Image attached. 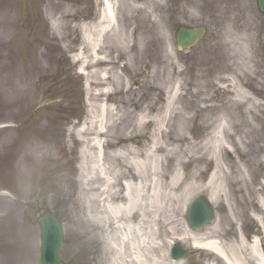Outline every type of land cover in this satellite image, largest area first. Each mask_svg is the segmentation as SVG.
<instances>
[{
	"label": "rangeland",
	"instance_id": "rangeland-1",
	"mask_svg": "<svg viewBox=\"0 0 264 264\" xmlns=\"http://www.w3.org/2000/svg\"><path fill=\"white\" fill-rule=\"evenodd\" d=\"M165 5L160 13L166 20L164 34L167 39L151 43L150 37L145 36L144 50L137 56L134 52L130 55L132 74H124L125 61L119 58L102 67L112 76L122 75L125 90L130 91L128 98L117 93L108 103L120 112H131L128 118L121 119V129L127 124L132 126L134 117L150 108L157 97V80L172 70V62L165 61V55L167 49L173 50V60L182 70L176 77L182 86L176 113L196 117L186 128L189 138L195 137L192 141L197 143L196 147L204 145L205 137L212 139L210 164L203 175L208 188L195 193L192 199L210 197L216 187L221 189L217 195L220 200L214 203L216 221L200 231L201 239L208 240L207 237L212 236L211 240L234 262L245 255L254 259L258 249L264 254L263 229L254 219L256 215L264 216L255 201L264 195V66L260 64L264 52V15L257 7V0H170ZM206 5L216 14L208 13ZM68 11H72L76 19H68ZM102 12L101 0H0V264H40L41 233L36 215L42 212H51L63 224L65 237L61 257L64 263L95 264L96 252L106 246V234L97 243L80 244L75 231V215L68 206L71 201L68 193L75 189L73 184L78 176V155L76 149L69 147V136L73 128L88 120L89 89L96 93L107 88L93 82L89 86L88 71L85 76L78 75L81 65L74 60L79 54L75 49L82 46L81 27L93 24ZM54 21L65 28L63 40V36L54 33ZM131 23L139 25L137 20ZM66 25L71 31H67ZM149 26L156 28V23L147 24L146 29ZM182 28H203L202 41L188 51L179 49L176 37ZM227 29L235 38L231 45L221 46ZM63 31L61 28L60 33ZM141 33H137L140 39ZM105 34L109 39L114 34L113 28ZM243 36L249 40L248 55L233 46V42ZM245 64L251 65L258 74L254 90L248 83L245 89L260 108L254 114L245 109L242 117L239 97L226 88L231 86L232 91L238 90ZM58 73V77H53ZM165 104L166 98L159 101L158 108ZM133 105L136 106L132 108ZM227 107L232 123L230 132L224 136ZM247 116L255 126L254 133L249 136L245 135L251 130L247 127ZM179 120L171 122L172 133L181 128ZM151 132L149 128L145 134L128 132L129 147L134 151H146ZM241 141L245 144L243 150ZM184 149L187 152L183 162L187 156H200L199 147L191 150L186 143ZM218 153L221 169L227 176L223 172L216 173ZM33 154L41 158L38 167L28 166L30 160H26V156ZM240 164L247 165L254 173L249 181L255 179L256 187L252 190V186L247 185L254 195L252 199L247 191L244 196L239 191L235 173ZM164 165L169 166V177L179 169L176 160L169 159ZM193 167L194 164H186L185 171L190 172ZM189 204L168 205L165 216L172 218L173 225H164L165 220L156 224L155 232L163 235L160 240L172 227L178 236L184 237L189 227L186 221ZM138 215L134 216L136 220ZM215 226L218 229H214ZM180 244L186 250L182 264H223L194 247L192 242Z\"/></svg>",
	"mask_w": 264,
	"mask_h": 264
},
{
	"label": "bare ground",
	"instance_id": "bare-ground-1",
	"mask_svg": "<svg viewBox=\"0 0 264 264\" xmlns=\"http://www.w3.org/2000/svg\"><path fill=\"white\" fill-rule=\"evenodd\" d=\"M101 1L103 12L93 24L81 27L82 46L75 49L79 53L75 61L81 65V72H89L87 73L89 86L93 82L98 86L107 87L96 93L89 89L91 109L88 121L83 127L75 128L69 136V147L76 149L78 155V176L73 184L75 189L68 193L71 200L68 206L75 215V231L79 235L80 244L97 243L99 238L106 234V246L96 252L95 264H182L183 260L175 261L168 257L171 246L177 241L192 242L196 248H201L208 256L214 257L217 262L221 261L223 264H264V254L259 249L254 259L245 255L238 262H234L221 246L211 240L212 236L207 237L208 240L201 239L202 232L191 231L189 227L184 237L178 236L174 227L162 240H160L163 236L161 232H155L156 224L158 225L162 220H165L164 225H173L172 218L165 216L168 205L172 207L173 204L183 203L186 206L195 193L208 188L203 175L210 164L212 139L208 140L205 137L204 145L197 146L199 157L187 156V160L183 162L187 152L184 149L185 144L188 143L191 150L197 148V143L192 141L195 137L192 136L190 139L186 133V128L196 121V117H184L176 113L179 111V92L182 87L179 78L176 77L182 70L175 64L174 53L170 49L166 50L165 61L172 62V70L163 73L157 80L159 83L155 89L158 95L153 99L152 105L141 115L134 117L132 126L127 124L125 129L120 128L121 119L128 118L131 112L128 110L125 113L120 112L117 107L114 108L108 103V99L117 93L128 98L130 91L125 90L122 75L112 76L109 70H102V67L107 65L108 61L115 62L119 58L125 61L124 74H132L134 68L130 55L134 52L137 56L144 50L145 36L150 37L151 43L167 39L164 34L166 20L160 11L170 0ZM196 7L199 8L197 5ZM205 7L208 13L216 14L208 5ZM68 19H76L72 11H68ZM135 20L139 25L131 23ZM152 22L156 23V28L149 26L146 29L145 26ZM61 28L64 30L62 33H60ZM111 28L114 34L107 39L105 32ZM70 29L71 27L68 26L67 31H71ZM53 30L55 35L63 36L61 40L64 39V26L54 21ZM138 32H142L141 39L137 36ZM234 38L235 35L227 29L221 46L231 45ZM233 46L244 55L250 52L249 40L244 36L239 41H234ZM66 48L70 47L66 46ZM257 81L256 70L251 65L245 64L241 69V86H238V90L232 91L231 86L226 88L239 97V108L242 109L240 115L245 113V109L247 112L250 109L251 114L259 110V103L253 100L245 89L248 83L254 90ZM108 86H111V89ZM103 96L107 98L103 99ZM165 98L166 104L158 108L159 101ZM135 106L133 105L132 108ZM228 111L227 107L225 111L227 117L223 126L224 136L231 130L232 117L227 114ZM176 119H180L181 128L176 133H172L169 126ZM246 123L251 130L245 135H252L255 126L249 116L246 117ZM202 126L205 127L204 124ZM131 127L134 128L133 131L130 130ZM148 128L152 129V132L148 134L147 150H132L128 145L127 133L145 134ZM204 130L206 131L207 128ZM171 136H173L172 146ZM226 142L227 137H225ZM241 144L243 150L245 144L243 141ZM219 149L220 147L218 151ZM27 156L26 160H30V163L27 161L29 167L39 166L40 156L34 154ZM219 158L218 153L216 173L223 172L227 176L221 169ZM169 159L176 160L179 166L177 173L172 177L167 175L169 166L164 165ZM186 164H194L190 172L185 171ZM24 166L29 168L27 164ZM235 174L239 179V191L242 196L247 191L252 199L254 195L248 187L249 184L252 190L256 187L255 179L249 181L252 172L247 165L240 164L239 171ZM212 182L213 180L209 182V186ZM262 190L264 191V188ZM220 191V187H216L215 192H210L212 202L220 200L217 196ZM255 201L258 210L264 215V195L256 198ZM136 214H139L138 220L134 217ZM254 219L260 224L264 234V216L256 215ZM232 223L230 221L231 226ZM214 229L218 227L215 226ZM243 240L246 248V240ZM29 261L30 258L26 263Z\"/></svg>",
	"mask_w": 264,
	"mask_h": 264
},
{
	"label": "water",
	"instance_id": "water-1",
	"mask_svg": "<svg viewBox=\"0 0 264 264\" xmlns=\"http://www.w3.org/2000/svg\"><path fill=\"white\" fill-rule=\"evenodd\" d=\"M259 2L264 11V0H259ZM189 37H192V34ZM213 218V209L206 201L196 199L193 202L188 215V221L192 227L200 228L204 224L211 223ZM41 225V264H62L60 251L63 243V230L60 223L52 215H46L41 219ZM181 255L182 251L176 248V257Z\"/></svg>",
	"mask_w": 264,
	"mask_h": 264
}]
</instances>
